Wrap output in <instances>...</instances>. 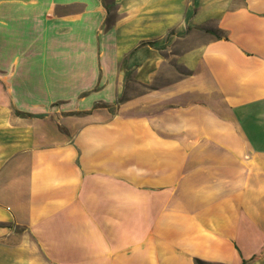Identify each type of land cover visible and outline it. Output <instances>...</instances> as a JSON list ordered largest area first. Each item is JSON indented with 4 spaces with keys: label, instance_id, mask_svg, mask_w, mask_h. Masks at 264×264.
Instances as JSON below:
<instances>
[{
    "label": "crops",
    "instance_id": "1",
    "mask_svg": "<svg viewBox=\"0 0 264 264\" xmlns=\"http://www.w3.org/2000/svg\"><path fill=\"white\" fill-rule=\"evenodd\" d=\"M195 260L264 264V0H0V264Z\"/></svg>",
    "mask_w": 264,
    "mask_h": 264
},
{
    "label": "rangeland",
    "instance_id": "2",
    "mask_svg": "<svg viewBox=\"0 0 264 264\" xmlns=\"http://www.w3.org/2000/svg\"><path fill=\"white\" fill-rule=\"evenodd\" d=\"M202 33H211L212 35H214L215 37H217V35H215L213 32H211L210 30L208 29H197L196 31V37H198L199 34H202ZM182 73V71H180ZM132 90V94L133 93H136V92H140L141 89L139 86H135V85H132L130 84V87L128 88V91ZM131 92H129L128 94H130Z\"/></svg>",
    "mask_w": 264,
    "mask_h": 264
},
{
    "label": "trees",
    "instance_id": "3",
    "mask_svg": "<svg viewBox=\"0 0 264 264\" xmlns=\"http://www.w3.org/2000/svg\"><path fill=\"white\" fill-rule=\"evenodd\" d=\"M107 8H108V7H107ZM194 264H209V263H204V262H201V261L195 260V261H194ZM242 264H245V262L243 261Z\"/></svg>",
    "mask_w": 264,
    "mask_h": 264
}]
</instances>
